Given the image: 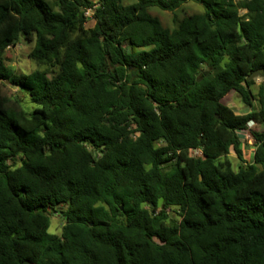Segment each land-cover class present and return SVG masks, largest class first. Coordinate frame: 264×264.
<instances>
[{"label": "trees", "instance_id": "trees-1", "mask_svg": "<svg viewBox=\"0 0 264 264\" xmlns=\"http://www.w3.org/2000/svg\"><path fill=\"white\" fill-rule=\"evenodd\" d=\"M188 1L0 0V264H264V0Z\"/></svg>", "mask_w": 264, "mask_h": 264}, {"label": "rangeland", "instance_id": "rangeland-1", "mask_svg": "<svg viewBox=\"0 0 264 264\" xmlns=\"http://www.w3.org/2000/svg\"><path fill=\"white\" fill-rule=\"evenodd\" d=\"M53 2L54 0H49ZM135 0H126V2L131 3ZM203 11V6L195 1H188L184 3L176 11H164L159 8H151L150 12L153 15H157L162 20L163 24L169 28H174L177 26L178 22L187 15L192 13H200ZM93 21L89 20L87 26H92ZM34 46V42H27L24 39H20L16 44L10 46L4 53L5 64L17 74L31 73L37 69L44 70L45 66H40L36 61L29 57V52ZM254 79V84L251 89L255 95L258 94L260 86L264 83V76L260 75ZM7 92L18 98L25 109L31 111L35 104H33L28 96V94L21 92L16 86L6 83ZM224 102L231 106L237 113H245L248 108L244 105L241 98L235 92H230L225 98ZM257 105V101L255 102ZM249 127L253 129H263V125L257 124L256 122H250ZM240 137L242 140V148L244 152V157L248 162L252 161L253 154L255 152L254 139L252 138L249 131L241 132ZM189 154H197L194 151H190ZM229 158L232 163L234 170H237L240 160L234 150H231ZM171 213V212H170ZM172 214V213H171ZM65 224L64 218L58 213H52L51 216V227L50 232L60 235L62 233L63 226Z\"/></svg>", "mask_w": 264, "mask_h": 264}, {"label": "water", "instance_id": "water-1", "mask_svg": "<svg viewBox=\"0 0 264 264\" xmlns=\"http://www.w3.org/2000/svg\"><path fill=\"white\" fill-rule=\"evenodd\" d=\"M260 75H263L264 76V68H261V69H258L256 71H254L253 73H251L249 76H248V80H252L253 78L257 77V76H260ZM264 85V83H263ZM122 207V206H121ZM123 208V207H122ZM22 264H30V261H24Z\"/></svg>", "mask_w": 264, "mask_h": 264}, {"label": "built area", "instance_id": "built-area-1", "mask_svg": "<svg viewBox=\"0 0 264 264\" xmlns=\"http://www.w3.org/2000/svg\"><path fill=\"white\" fill-rule=\"evenodd\" d=\"M86 13L89 15L90 14V10H88ZM191 151H194L197 154L200 152L199 149H194V150H191ZM192 155H195V154H192Z\"/></svg>", "mask_w": 264, "mask_h": 264}]
</instances>
